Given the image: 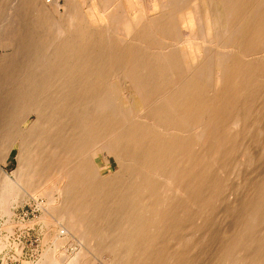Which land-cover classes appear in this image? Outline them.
I'll return each mask as SVG.
<instances>
[{
	"label": "bare ground",
	"instance_id": "obj_1",
	"mask_svg": "<svg viewBox=\"0 0 264 264\" xmlns=\"http://www.w3.org/2000/svg\"><path fill=\"white\" fill-rule=\"evenodd\" d=\"M133 1L137 14L122 0H89L100 20L95 26L81 0H53L71 30L52 61L51 79L38 87L30 82L33 89L21 96L25 101L17 112L55 114L69 108L70 125L63 122L64 128L54 130L55 139L44 151L37 150L27 171L25 166L19 171L34 175L41 158H50L45 184H54L62 208L70 210L85 237L112 239L106 245L105 238H96L94 244L97 252L110 253V264H189L184 251L192 243L185 241L174 256L163 247L184 234L193 216L211 221L217 202L211 188H226L228 164L210 159L211 151L220 147L218 155L227 160L249 129L251 116L264 114V0H157L153 15L148 0ZM1 5L0 0V10ZM52 12L44 9L42 22L57 24ZM0 41L10 44L4 37ZM33 41L40 43L34 35L27 43ZM43 112L36 114L42 118ZM231 126L240 130L225 135ZM217 130L223 131L222 138L214 136ZM195 165L199 169L191 175ZM203 166L217 175L204 176ZM194 185L211 191L202 197ZM255 194L242 212L234 213L239 224L216 256L217 264H264V238L256 236L264 224V184ZM98 217L107 223L103 228L96 223L100 230L92 226ZM203 226L195 230L201 233ZM80 253L84 251L70 256L67 264H92Z\"/></svg>",
	"mask_w": 264,
	"mask_h": 264
},
{
	"label": "rangeland",
	"instance_id": "obj_2",
	"mask_svg": "<svg viewBox=\"0 0 264 264\" xmlns=\"http://www.w3.org/2000/svg\"><path fill=\"white\" fill-rule=\"evenodd\" d=\"M61 1L63 4L65 3V0ZM156 1L157 0H148L149 15H153L158 11L157 6H155L157 5ZM29 2L30 3L26 0H1L0 37L10 40V44H6L5 41H0V85H3V88L2 85L0 86V102L3 105H0V264H67L68 258L73 256L74 253L76 254L79 250L84 251V253L79 254L80 259L84 261L89 260L92 264H110V253L97 252L94 245L99 241H103L102 238H105L106 236L101 238L102 235L99 234L101 236L97 237V235L93 241H90L88 237H85L84 234L86 231L84 233V229L82 230L79 226L75 225V220L69 215L71 213H68L69 209L62 208L58 191H56L55 188L51 189L54 184H51L52 182L50 181L45 184L46 177L48 176L47 173L50 172L48 170L49 167H47L50 163V158L46 156L41 158L43 163L42 160L39 161L40 167L42 168L43 165L45 168L43 167L41 169L39 167L34 175L28 173L29 177H27V174L24 176L22 175L23 171H19L22 170L24 166V169L27 171L28 166H30L29 163L31 162V158L33 156L36 157L35 153L37 154V150L38 152L44 151L45 147L52 142L51 139H55L56 132L54 130L57 131L58 128L61 129L62 127L64 128L65 126L67 127L70 125L68 118V112L70 111L69 108L58 110L57 113H55L56 115L53 113L51 114V111L49 110L47 112H45L46 110H43L44 112H42L44 116L42 114V118L38 116L39 114H36L42 112L37 110L30 114L27 113L28 115L17 112L21 110L19 108H23L22 105L24 104L25 99L22 97L25 95L27 96L29 91L31 92L33 89V86H30V82L32 84V81H34L33 83H36V87H38L43 83H46L44 80L49 81L51 79L52 72H55V70H52L53 68L51 66L54 62L59 44L67 37L71 30L67 20H62L61 14L54 9L52 5L53 0H29ZM81 3H83L84 9L88 13L92 23L97 26L100 20L96 10L90 5L89 0H81ZM122 3L134 14L139 13V10H137L139 6L133 0H122ZM44 9L47 11L50 10L51 12L53 11L52 14L56 18L58 25L56 23L51 24L48 20L42 22V11ZM185 32L187 35L190 34V30L186 29ZM32 35L39 38L40 43H35L34 41L32 44L27 43V40H29ZM194 57L197 58L195 55ZM49 66L50 68H48ZM42 74L49 76H43ZM27 78H29V85L27 84ZM8 81L10 82L8 83ZM20 84L22 85L21 87ZM26 84L27 86H25ZM32 85L35 87V84ZM18 87L20 89H18ZM129 87L131 86L129 85ZM216 87L218 88V85H216ZM2 92L6 93L7 96ZM13 99L14 102H11ZM7 107L11 110L9 111L5 109ZM65 109L67 111L63 112ZM12 112L15 114L12 115ZM66 116L68 117L66 118ZM37 118L39 122L36 123ZM6 119L10 120L7 122ZM55 119H58L59 122ZM251 119L248 122L249 129L242 133L243 138L238 141V147L232 150L233 154H230V156L228 155L229 158L227 160V156L225 157L221 155L220 157V155H218L217 152L220 147H214V150L212 149L211 151L213 155H210V159L212 157V160H221L223 164L228 163L225 165L226 167L224 166L226 188L223 190L215 187H213L214 189L211 188V190L215 192L217 198V202H215L212 209V213H214L211 221H206L205 219L193 216L189 219L188 224H190V227L184 230V234L180 238H176L173 242L169 243L168 246L165 244L166 246L163 248H168L167 250L165 249V251H167L166 254L168 252L170 256L180 254L178 250L181 249L179 248H183L184 242L188 241L192 244L187 251H184V254L190 262L189 264H217L216 261L218 259L216 258L218 257V254L222 248H224V244L228 242L229 234H232L239 224L238 218L234 213L239 214V212H242L243 208L247 206V202L255 198L257 187L264 184V114L263 112H255L251 116ZM255 122L260 125L258 124L259 126H254L255 124L257 125ZM251 126L253 127L250 128ZM260 126H262V129H260ZM40 129L41 133H39ZM239 130L240 128L236 129L231 126L228 131L224 132V134L233 136ZM47 131L53 133L49 134ZM220 131L221 130H217L214 134L218 139L219 136L222 135L221 132H223ZM46 134H48V136H46ZM47 139L50 140V142H48ZM6 142H9V144H6ZM200 142H205V139L204 141L202 139ZM221 151L223 150L220 149V154H222ZM20 153L24 156H21L22 154ZM27 155L29 157H27ZM26 159L28 164L24 162ZM45 161L47 165L44 163ZM2 164L4 165L2 166ZM16 166L17 168H20L17 170ZM218 166L220 165H216V167ZM222 166L223 165L220 167ZM197 169H199V166L195 165L191 175L196 174ZM103 171L105 172H103V174L107 175L109 170L103 168ZM203 174L209 179H213L217 175V171L211 170L207 166H203ZM24 180H28L27 183ZM41 180L44 181L42 182ZM54 183L57 185L60 184V182ZM40 185H43V188H39ZM80 189L81 188H79V190ZM193 190L201 192L202 197H205L204 194H207V191H211L209 190V187H200V191H198L199 186L197 185H194ZM160 191L164 192V190L162 191L160 189L159 193H161ZM159 196H162V193L161 195L159 194ZM180 215L182 219L185 216L184 213H181ZM99 218L100 217H98V219L94 218L93 223L95 224L93 225L92 223L93 228L97 230H100V228L97 227L96 223L100 222L101 228L107 225V223H105L106 219L103 218L104 220H99ZM201 225H204L205 227L203 226L204 228H202L200 233L195 229ZM258 229L259 231L256 230L257 234L255 233L256 236L259 237V239L262 237L264 238V224ZM60 238H65L64 242L57 244L56 242ZM96 238H101L102 240L100 239L97 242ZM107 238H105L106 240L104 239V241L105 244L109 241L107 243L109 245L112 239H109L110 237ZM192 245H194V247H192ZM241 251H244L243 248ZM241 251L240 253L238 252L240 255L237 253L238 256H242L241 254L243 253V255L246 254V250L243 253ZM169 254L167 255L169 256Z\"/></svg>",
	"mask_w": 264,
	"mask_h": 264
}]
</instances>
